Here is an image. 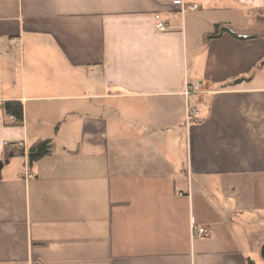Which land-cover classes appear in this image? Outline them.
Instances as JSON below:
<instances>
[{
	"label": "crops",
	"instance_id": "0c3cea01",
	"mask_svg": "<svg viewBox=\"0 0 264 264\" xmlns=\"http://www.w3.org/2000/svg\"><path fill=\"white\" fill-rule=\"evenodd\" d=\"M263 25L264 0H0V104L23 107L0 108V264H246L264 34L244 38Z\"/></svg>",
	"mask_w": 264,
	"mask_h": 264
},
{
	"label": "trees",
	"instance_id": "16d2710c",
	"mask_svg": "<svg viewBox=\"0 0 264 264\" xmlns=\"http://www.w3.org/2000/svg\"><path fill=\"white\" fill-rule=\"evenodd\" d=\"M229 33L232 35L234 38H239L242 39L241 37L237 36L235 33L230 31V29L226 26H220L216 25L215 29L213 32L208 35V39L211 38H217L219 37L222 33ZM264 33H260L257 35H253L247 38H256V37H261L263 36ZM0 108L4 111L6 115H12L16 119V124H22L23 122V107L20 101L16 100H7L4 101L0 104ZM54 151V142L52 139H43V140H38L34 142L33 144L30 145V147L27 150V155H28V162L29 164H33L34 162L49 156L53 153ZM11 154L15 155H23V149H14L11 151ZM10 155V154H9ZM246 264H255L253 260L250 258L246 259Z\"/></svg>",
	"mask_w": 264,
	"mask_h": 264
},
{
	"label": "rangeland",
	"instance_id": "374dc122",
	"mask_svg": "<svg viewBox=\"0 0 264 264\" xmlns=\"http://www.w3.org/2000/svg\"><path fill=\"white\" fill-rule=\"evenodd\" d=\"M250 18L251 17H249V19ZM254 22L257 23L259 21L253 20V24ZM246 234H247L248 240L245 243V247L243 243L242 252L245 254L246 257L253 260L255 264H264V259L260 255V248H261V245L264 243V225L260 226L257 224H251L247 226ZM261 240L263 241L262 244H260Z\"/></svg>",
	"mask_w": 264,
	"mask_h": 264
},
{
	"label": "built area",
	"instance_id": "2783aa9c",
	"mask_svg": "<svg viewBox=\"0 0 264 264\" xmlns=\"http://www.w3.org/2000/svg\"><path fill=\"white\" fill-rule=\"evenodd\" d=\"M179 4L182 5L183 9H190V10H196L198 7L197 5H190V6H185L178 2ZM156 24H155V28L158 30V31H166L168 30V27L167 25H165L161 20H160V17L157 15L156 16ZM200 88V82L198 81H194L190 84H188L185 88V91H184V95H189V93L191 92H197ZM201 106V103H198L197 105L195 106H188L187 109H186V115H187V118H193L195 116L198 115V112H199V107ZM9 121L11 123H15L16 122V119L14 118V116L10 115L9 116ZM19 147H22V144L18 145ZM26 177L27 178H32V175L31 174H26ZM206 232V230L204 228H196V227H193L192 229V234L193 235H203L204 233Z\"/></svg>",
	"mask_w": 264,
	"mask_h": 264
},
{
	"label": "water",
	"instance_id": "95a60500",
	"mask_svg": "<svg viewBox=\"0 0 264 264\" xmlns=\"http://www.w3.org/2000/svg\"><path fill=\"white\" fill-rule=\"evenodd\" d=\"M2 166V162H0V167ZM260 255L264 259V243L261 245L260 248Z\"/></svg>",
	"mask_w": 264,
	"mask_h": 264
}]
</instances>
